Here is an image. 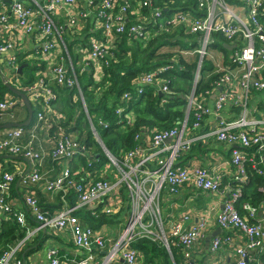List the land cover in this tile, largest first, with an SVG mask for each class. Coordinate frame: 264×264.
Segmentation results:
<instances>
[{
	"label": "built area",
	"instance_id": "1",
	"mask_svg": "<svg viewBox=\"0 0 264 264\" xmlns=\"http://www.w3.org/2000/svg\"><path fill=\"white\" fill-rule=\"evenodd\" d=\"M8 1L6 5L0 0V57L6 56L1 72L5 82L24 92L37 110L36 125L28 137L25 138L22 126L0 129V154L21 156L30 161V170L20 184L24 204L36 224L27 225V212L5 202L16 174L21 175L22 171H3L0 173V220L6 213L11 214L23 228L24 235L1 252L0 264H24V257L20 258L19 253L40 232L49 228L67 229L74 246L87 252L76 264H90L97 256L93 249L106 246L100 264H113L118 260L121 264H141V254L130 245L139 236L162 242L170 254V246H178L183 264H195L191 247L204 236L208 221L202 218L196 224L184 226L183 221L188 218L184 215L167 224L160 207L163 188L174 193L186 184L197 190L221 194L223 208L216 219L218 226L237 230L245 237V241L234 248V262L216 264H250L256 258L255 253L264 252V210H260V221L251 222L259 212L255 207L243 203L244 214L235 207L242 185L248 180V165L262 173L258 166L264 164V0H237L235 4L225 0H195L199 15H192L189 10L164 15L163 7L177 0H159L158 4L157 0ZM61 11L65 16L64 27L57 25L54 19ZM88 20L92 21V32L96 35L90 36L88 46L76 51L80 54L78 65L81 70L88 66L92 68L94 83L104 77L107 62L102 60L114 57L111 48L121 35L131 41L148 40L181 29L196 34L199 44L193 52L198 54L200 64L181 120L168 129L153 128L143 137L136 133L134 147L120 149L117 155L106 147L104 149L103 141L97 137L99 134L87 110L71 59L68 56L66 63L62 56L65 44L59 46V41L65 38V31L70 36H81ZM213 32L223 34L234 47L227 64L221 57L215 63L218 78L213 89L197 91L202 60L213 57L208 51ZM26 33H35L39 46L25 54L23 38ZM20 53L24 54L22 60H40L47 64L44 70L36 72V80L23 88L17 76V56ZM168 67L138 74L134 80L136 92L140 94L143 86L155 85L158 92L169 94L168 80L160 75ZM53 84L77 89L91 134L108 159L95 172H89L77 161L78 154H89L92 148L87 146L84 138L78 140L59 126L64 115L54 107L58 93L51 87ZM257 94L261 99L254 101ZM130 95L129 91L125 92L121 102L129 100ZM18 102L10 95L0 100V119L7 114L12 116L11 110ZM226 108L232 111V116L224 118L221 114ZM115 113L126 125L133 126V112L125 111L121 105ZM208 116L217 119L216 124L202 130L203 120ZM97 123L104 124L99 119ZM50 131L54 133L48 135L50 149L47 155L53 162L60 163L61 170L51 178H44L40 167L46 152L36 140L40 133ZM209 138L231 146L232 184L222 187L221 175L199 164L187 168L179 163L180 156L195 143ZM71 161L76 164L71 166ZM38 183L43 184L44 190L58 196L63 207L60 211L49 214L42 210L35 194ZM69 196L75 198L74 205L69 204ZM124 208V229L112 240L75 215L78 209L92 214L114 215ZM228 241V236L213 237L210 252L216 253ZM46 253V264H62L57 249H49Z\"/></svg>",
	"mask_w": 264,
	"mask_h": 264
},
{
	"label": "trees",
	"instance_id": "2",
	"mask_svg": "<svg viewBox=\"0 0 264 264\" xmlns=\"http://www.w3.org/2000/svg\"><path fill=\"white\" fill-rule=\"evenodd\" d=\"M225 1L229 4H235L238 2L237 0ZM181 2V0H177L176 2H173V4H168L166 7H163V14L169 15L174 12L189 10L192 15H199L195 0ZM158 3L159 0H157V4ZM145 13H147L146 9ZM89 28L86 27L85 29L84 33L86 36L89 35ZM83 35L81 37H83ZM211 37L213 39L212 46L220 49L222 52L220 57L224 60V63L227 64L234 44H229L224 35L218 32H213ZM196 40V34L185 33L184 30L181 29H177L164 35L154 36L148 40L133 39L131 41L125 35H121L116 38L111 48L114 57H105L103 60L101 59L103 62L106 61L107 64H104V77L99 83H94L92 79V68L90 66L81 70V67L78 65L80 54L77 51H74L75 40L66 43V50L63 51L62 56L66 59V63H68V56L71 59L73 71L76 74L89 115L93 119L97 118L104 123L103 125L97 124L96 130L100 135L104 146L112 154L117 155L119 154L120 149H130L134 147L136 144V141L134 140L136 133L145 134L153 128L168 129L176 126L177 122L181 120L184 115L182 108L183 106H186L187 96L189 95L186 87L183 88V86L185 85V82L191 81V92L195 75L200 64V61H198V63L197 61L190 62V59L185 58L184 53H188L189 50L193 51L194 48L198 47L193 46L197 43ZM85 43H87V39ZM224 44L233 45V47L229 50ZM166 45H169L168 47L170 48H178L177 58H173L175 53L171 51L165 53L159 51L161 47ZM85 46H88V43ZM23 57V53H20L17 56L19 66L23 65L21 72L19 73L17 71L21 88L30 86L36 80V72L44 70L47 66L43 61L22 60ZM219 58H215L214 56L206 58L208 61H205V64L203 63L205 58H203L199 70L200 81L197 85V91L213 89L214 82L218 78V74L215 73V63ZM164 66L169 67L160 75L168 80L171 92L169 94L160 93L157 91L155 85H146L143 86V92L138 94L134 87L136 76L140 73L154 71L157 68ZM68 69L71 72L70 68ZM1 71L2 69L0 70V100H3L6 95H10L13 98H17V100L20 101V104L23 103L16 94L8 89ZM194 71H196L195 74ZM203 71L205 73L204 75L202 74V76L206 78L201 76ZM202 78L203 80H201ZM51 87L58 93V100L56 103L61 105L63 110L67 112L66 118L59 123V126L63 127L62 129L66 130L68 133L72 130L75 131L79 129L80 116L76 117V121L73 120L76 105L82 107V103L77 94V89L75 87L72 89L68 87H59L54 84ZM127 91L131 93V98L127 101L121 102L122 95ZM74 95L77 96L76 101L73 100ZM19 103H15L13 108H16ZM74 103L76 105H74ZM121 105L125 107V111L133 112L134 124L132 127L126 125L124 120H120L116 115L115 110ZM31 107L33 111L37 109L32 103ZM86 122L88 128L89 123L87 118ZM91 135V131L88 129L87 136H83L87 146L92 144ZM95 146L96 149L93 147L91 153L78 154L77 156V161L89 172H95V170L103 166L108 160L96 142ZM197 146H199V143L194 144L191 149L185 153H190L193 148ZM70 164L73 166L76 163L71 161ZM258 168L262 173H258L254 168L250 167V165L247 167L248 180L242 185L241 194L235 201V207L241 214L246 213L242 208V204L245 202L249 203L252 207H255L257 211L261 209L264 210V164L259 165ZM11 170V166L6 168V171L12 172ZM18 177L19 175L15 176L10 188L9 197L5 199V202H9L10 198H13V195L16 196L17 191L15 189V183ZM228 184H232V182L230 181ZM68 201L70 205L76 203L73 196H69ZM9 205L12 209L14 208L11 204ZM75 215L81 218L85 224L93 228L99 227L104 223L121 221L119 214H92L91 211L84 209L77 210ZM5 216L7 217L4 218ZM23 235V228L20 227L11 214L6 213L0 220V254L8 247V245L13 244ZM38 236L39 237L34 241L36 243L39 238H41L37 246L33 248L30 247L31 249L26 252L25 250L20 252V258L23 259L28 253L37 249L44 238L41 232ZM130 245L141 254V264H182L179 260V252L177 248L172 245L170 246V249L173 259H171L162 242L152 240L147 236H139L135 238ZM255 257V260L250 264H258L260 262L264 264V252L260 254L255 253Z\"/></svg>",
	"mask_w": 264,
	"mask_h": 264
},
{
	"label": "crops",
	"instance_id": "3",
	"mask_svg": "<svg viewBox=\"0 0 264 264\" xmlns=\"http://www.w3.org/2000/svg\"><path fill=\"white\" fill-rule=\"evenodd\" d=\"M2 1L6 5L9 4L8 0ZM54 19L57 25H63V27L66 26L65 16L62 11L57 14ZM87 23V27H90L88 32L89 35L86 36L85 33H83V37H81L82 35L79 37L70 36V34L65 31V38L59 41V46H64V44L66 46L67 42H71L73 40H75L76 42L74 45V51L78 50V48L80 47L82 48L83 46H85L88 43L90 36L96 35L94 32H92V21L88 20ZM86 39L87 43H85ZM23 40V51L25 52V54L32 52V50H34L36 46H39V43L36 41L35 33L24 34ZM231 48L228 49L231 50ZM5 57L6 56L0 57V70H3V62ZM75 97L76 95L73 96L74 101L76 99ZM260 99L261 95L257 94L254 101H258ZM54 107L56 110H59L57 109V103L54 104ZM36 110L37 109L33 111V117L29 125L22 126L25 128V138L28 137V134L36 125ZM59 112L61 111L59 110ZM61 113L64 115V118L60 120V123L66 118V115L63 112ZM11 114L12 116L10 117L9 114H7L4 118H1L3 121L0 120V124L10 121L23 122L28 116L26 106L23 103H19L16 108H12ZM221 115L224 118L230 117L232 116V111L226 108ZM216 121L217 119L211 116L206 117L202 123V130H208L210 127H214ZM52 133H54V131H50L49 133L42 132L38 135V138L36 140V144L42 147L46 152L43 163L40 167L44 178H51L54 175L60 173L61 170L60 163L53 162L47 155V152L50 149V140L48 135ZM144 142H146L145 138ZM197 143H199V146L194 147L190 153L183 154L179 160V163L183 166H186L187 168H191L192 166L199 164L205 168L212 170L215 174L221 175L222 187L228 184V182L231 181L233 173V166L230 163L231 146L224 144L223 142H218L214 138H209L206 141L203 140L202 142L199 141ZM9 166L12 167L11 171L19 173L20 171L23 172L28 168V163L23 158L18 156L0 154V173L6 170V168H8ZM15 189L17 191V194L16 196L13 195V198H10L9 203H11L15 208L24 209L27 212L28 217L26 219V223L27 225L32 227L34 224H36V222L24 204V191L20 185L16 186V183ZM35 194L37 195L43 211H46L49 214H54L63 208L61 202L59 201V198L55 194L44 190L42 183H38L35 185ZM226 195L227 193H225V197ZM160 207L164 221L167 224L179 220L184 215L188 216V218L183 221L184 226L196 224L202 218L208 221V227L204 231V236L196 241L191 247L192 260L195 262V264L234 262V248L236 245L243 243L245 241V237L241 232L237 230L222 229L218 226L216 219L221 209L223 208V197L221 194L197 190L191 184L184 185L174 193H171L168 191V189L163 188L160 193ZM125 210L126 209L124 208L122 209V212H119L121 221H117L114 223H104L99 227H95V229L100 231L109 240L115 239L121 234L123 230L122 228L124 227L125 222ZM257 213V216L250 220L251 222L260 221V210ZM79 219L81 220V218ZM41 233L44 237L42 242L35 251H32L28 253V255L24 256V264H46V252L52 248L57 249V254L62 264H76L87 255L86 251L78 249L74 246L72 242V235L67 229L49 228L43 230ZM38 235L35 237V239L39 237ZM207 236H211L208 241H206ZM215 236H219L221 238L228 236L229 241L223 243L216 253H212L210 252L209 247L211 239ZM35 239L33 240V242L35 241ZM40 240L41 238H39L36 243L32 242L28 246H26L24 248L25 252L33 247H36ZM174 247L177 248L179 252V260L183 264L180 248L178 246ZM106 249L107 246L103 249L94 248L92 252L96 253L97 256H95L94 260L90 264H100L102 256L106 252ZM169 255L171 259H173L172 252L171 254L169 253ZM113 264H121V261L118 260Z\"/></svg>",
	"mask_w": 264,
	"mask_h": 264
},
{
	"label": "rangeland",
	"instance_id": "4",
	"mask_svg": "<svg viewBox=\"0 0 264 264\" xmlns=\"http://www.w3.org/2000/svg\"><path fill=\"white\" fill-rule=\"evenodd\" d=\"M198 46H199V44L198 43H196ZM196 44H194L193 46H197ZM169 45H166V46H163V47H161L160 48V50L159 51H161V52H168V51H171V52H173V53H175V55L173 56V58H177V56H178V51H177V47H175V48H170V47H168ZM208 51L213 55V56H215V58H219L220 57V55H221V51H220V49H218V48H216V47H214V46H212V45H210L209 46V48H208ZM184 56H185V58L186 59H190V62H192V61H197V63H198V61H199V58H198V56H197V54L195 53V52H193V51H190L189 50V52L188 53H184ZM197 57V58H196ZM208 61L206 58H205V60H204V64L206 63V62ZM196 70V69H195ZM195 72L196 71H194V74H195ZM204 71H203V73H201V76H202V74L204 75ZM207 74V73H206ZM203 77V76H202ZM203 78H206V77H203ZM203 78L201 79V80H203ZM192 80H193V78H192ZM191 84H192V82L190 81V82H185V85L183 86V88H185L186 87V90L188 91L187 93L189 94V92H190V88H191ZM187 94V95H188ZM76 99H77V96H76ZM74 105H76L75 103H74ZM57 109H59L61 112H63L66 116H67V112L65 111V110H63V107L61 106V105H59L58 103H57ZM183 112L185 111V107L183 106ZM77 116H80V122H79V129H77V130H72L71 131V134L73 135V136H75L77 139H80V138H82L83 136L84 137H86L87 136V130L88 129H90V131H91V127H90V125H89V127L87 128V122H86V118H85V113L83 112V108L81 107V106H77L76 105V110H75V113H74V116H73V120H77L76 119V117ZM10 117V116H9ZM93 119V118H92ZM0 120H2V119H0ZM5 120V119H4ZM3 121V120H2ZM1 121V122H2ZM97 121H98V119L97 118H95V119H93V123H94V125H95V127H96V125L98 124L97 123ZM86 126V127H85ZM98 128V127H97ZM92 132V131H91ZM146 134V133H145ZM145 134H140L141 135V137H143ZM98 138H100L101 139V137H100V135H98L97 136ZM97 139L94 137V135H91V141H92V144L89 146V147H91V148H95L96 149V146H95V141H96ZM102 140V139H101ZM98 144V143H97ZM10 155V154H9ZM13 156H16V155H13ZM18 157H21V156H18ZM21 158H23V159H27V158H24V157H21ZM28 160V159H27ZM29 161V160H28ZM29 163H30V161H29ZM31 164V163H30ZM81 166H83L81 163H79ZM29 167V170H30V165L28 166ZM27 170V169H26ZM25 170V171H26ZM29 170H28V172H29ZM4 171H6V170H4ZM25 171H23L22 172V174L25 172ZM27 172V173H28ZM26 173V174H27ZM21 174V175H22ZM25 174V175H26ZM16 175H19V174H16ZM21 175H19V177L21 176ZM24 175V176H25ZM18 177V178H19ZM23 178V177H22ZM21 178V179H22ZM20 182H21V180H20ZM19 185L21 186V184L19 183ZM123 227V226H122ZM122 229H124V228H122ZM136 230H139V229H136ZM25 250V249H24Z\"/></svg>",
	"mask_w": 264,
	"mask_h": 264
},
{
	"label": "water",
	"instance_id": "5",
	"mask_svg": "<svg viewBox=\"0 0 264 264\" xmlns=\"http://www.w3.org/2000/svg\"><path fill=\"white\" fill-rule=\"evenodd\" d=\"M224 46H225V47H228V48L233 47V45H228V44H224ZM22 68H23V65H20V66L18 67L17 71L20 73L21 70H22ZM6 85H7L8 89H9L10 91H12L14 94H16V95L20 98L21 102H23V104L26 106V109H27V112H28V116H27L26 120L23 121V122H12V121H10V122L1 123V124H0V129L11 128V127H17V126H27V125H29V123L31 122L32 117H33V110H32L31 103H30V101H29L27 95H26L24 92H22L21 90L17 89V88L14 87L13 85H11L9 82H6ZM193 85H194V84H193ZM212 97L214 98V96H212ZM19 102H20V101H19ZM103 147H104V149H106L104 145H103ZM24 160L28 163V166H29V165H30L29 161H28L27 159H24ZM28 170H29V167H28L27 170H26V171H25V172H24V173H23V174L17 179V181H16V186L19 185L21 178L24 177V175L28 172ZM210 237H211V236H207V237H206V241H208V240L210 239Z\"/></svg>",
	"mask_w": 264,
	"mask_h": 264
},
{
	"label": "bare ground",
	"instance_id": "6",
	"mask_svg": "<svg viewBox=\"0 0 264 264\" xmlns=\"http://www.w3.org/2000/svg\"><path fill=\"white\" fill-rule=\"evenodd\" d=\"M197 45V44H196ZM198 46V45H197Z\"/></svg>",
	"mask_w": 264,
	"mask_h": 264
}]
</instances>
